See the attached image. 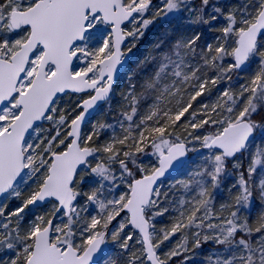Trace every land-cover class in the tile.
<instances>
[{
  "label": "snow or ice",
  "instance_id": "obj_1",
  "mask_svg": "<svg viewBox=\"0 0 264 264\" xmlns=\"http://www.w3.org/2000/svg\"><path fill=\"white\" fill-rule=\"evenodd\" d=\"M151 4L0 0V264H170L178 256L183 257L179 264H188L207 243L213 248L202 257L204 264H264V211L253 224L245 215L254 193L264 207V145L255 142L264 123L253 119L264 107V0H241L227 12L220 0H200L198 6L193 0H162L146 16ZM181 12L187 23L219 35L203 45L199 31L170 42L159 38L126 71L121 119L93 121L84 131L90 110L102 102L110 105L118 71L127 69L132 59L127 54L147 28ZM218 20L224 23L216 27ZM254 59L255 73L233 91V75L243 79ZM74 61L81 66L74 68ZM210 71L216 74L209 76ZM220 83L226 87L214 103L193 109ZM67 91L90 93L70 121L57 110ZM149 98L154 102L139 114ZM173 99L175 110L163 106ZM185 114L190 117L181 126L185 129L220 127L204 135L189 131L190 139L182 140L167 129ZM118 130L124 135L117 136ZM194 141L209 150L203 162L162 192V178L184 163L189 151L199 150ZM142 155L155 157V163ZM229 177H235L228 188L231 200L214 211V193L224 190ZM22 195L21 204L9 210L8 201ZM45 202L48 209L25 223V210ZM169 212L176 213L171 226L157 231L153 221ZM177 232L180 242L158 254ZM108 244L114 249H106Z\"/></svg>",
  "mask_w": 264,
  "mask_h": 264
},
{
  "label": "trees",
  "instance_id": "obj_2",
  "mask_svg": "<svg viewBox=\"0 0 264 264\" xmlns=\"http://www.w3.org/2000/svg\"><path fill=\"white\" fill-rule=\"evenodd\" d=\"M193 1H194V5H196V6L199 5L200 0H193ZM222 4L223 3L220 2V5H222ZM238 4H241V2L237 1V2L233 3V5H238ZM160 5H161L160 4V0H152V4L150 6V10L146 14V16H151L152 9L161 7ZM224 9H225V12H227L228 7L224 8ZM168 22H169V19H165V18L164 19H156V21L147 28V30L145 31L144 36L137 42L136 47L133 48L132 52L134 54H137V52H139L141 50L139 55L143 58V56L150 51L151 45H153L159 38H162L161 37L162 36L161 31H163L165 29V25ZM223 22L224 21H222L221 24H223ZM216 27H219L217 23H216ZM170 34L172 35V38L169 39V40H175V38H177V35L179 34V32L178 33L170 32ZM217 34H219V33H217ZM211 35H216V32H208L207 35L205 37H203V38H205V40L207 41L209 39V36H211ZM226 61H225V63H226ZM149 66L150 67L146 70L148 72H150L152 70V66L151 65H149ZM256 69H257V64L256 65H252V67H250L244 73V78L243 79L237 78L236 75H233V78L238 80L239 86H240L241 84L245 83V80L248 77L252 76L255 73ZM215 74H216L215 72H211V71L208 73L209 76H214ZM137 80H140V77H138ZM223 86H225V83H220L218 85V87H217L219 91H214L215 87H213L210 94L206 93L205 96L198 98V100L193 103V109H196L198 107V105L201 104V103H209V104L214 103L216 101V98H217L218 94L222 91L221 87H223ZM239 86L235 85L234 87H232V89L233 90H237V88H239ZM116 96H117V94H116ZM116 96L114 97V99L116 98ZM69 97H71V95H69L68 98ZM172 101L175 102L174 99ZM78 104L79 103H76V105H75L74 102H72V103L68 102V105L63 108V112H64V114L66 115V117H67V119L69 121L81 111L80 108L76 107ZM191 111H192V109L189 110V112H191ZM69 113H71V115H69ZM113 118H118L117 120H119V119H121V116L119 114H117V113H114V114L110 113V114L104 115L103 119H101L99 121V123L107 124V122L108 121L109 122L112 121ZM200 118L201 117L198 115L196 119L199 120ZM189 119H190L189 115L185 114V116L182 117L180 122H178L175 125H169L167 131L168 132H172L174 136H176V135L180 136V138L182 140H187V139H190V137H188V132L189 131L192 132L193 136L202 135L203 132L205 131L204 128L209 126V125H204L202 128H200L202 130H200V129L192 130L191 128L185 129V128L181 127ZM253 119L258 121V122L264 123V107H260L259 108L258 113H256L253 116ZM44 126H45V128H47L48 127V123H45ZM89 126L90 125H87L85 127L84 131H88L89 130ZM106 132H102V134L100 136V141H104L108 137L109 134H106ZM133 133H136V132H133ZM122 135H124L123 131L118 130L117 131V136H122ZM100 141H98V143ZM193 144H195L196 148L199 149V150L191 151L190 160L185 165L184 169L193 168V166L197 163L196 159H195V156H196L198 151H204V152L207 151V149H201L200 148V145H199L198 141H194ZM193 144H189L188 145L189 148L193 147ZM143 156L144 155H142V157ZM230 165H231V162H229L228 167H230ZM139 175L140 174L138 173L137 176H139ZM233 182H228L226 185H224L222 187L224 190L222 192L220 191L217 194V196L215 197L216 199H215V204H214V211L219 208L220 204L228 202L229 200H231V196H230V194L228 192V188L230 187V185ZM82 187H87V185H82ZM21 191H22V193H24L26 195L27 191H28L27 186L26 185H22ZM235 191H236V189H232L233 193H235ZM256 195L257 194H255V196ZM23 198H24V196L22 195L20 199H11V200H9L8 201L9 210L18 207L21 204ZM3 199L4 198H2L1 200H3ZM48 207H49L48 204L43 206V207H41V208H39V209H33L30 206V209H26L25 210L27 215L25 216V221L24 222L27 223L29 220H31L32 216L34 214H42L43 212H45L48 209ZM260 211H262V209L261 210L257 209L255 211V213L253 214V217H251V219H249L250 224L254 223V221H255L257 215L260 213ZM198 215H199V213H198ZM124 216H126V215L121 213V217H124ZM175 216H176L175 212H169V213H166L164 216L156 218L153 221V223L156 225L157 231L159 229H161L162 227H164V228L170 227L172 222H173V220H174V218H175ZM121 217H117L116 220H114L112 222V224L109 226V230L110 231L117 225V222L121 219ZM130 230H131L130 226L128 228H125V232H128ZM181 236H182V233L181 232H177V234H176V236H175V238L173 240L170 239V240L165 241L163 244H161L160 248L157 250L158 254L162 255L163 253L169 251L171 248L175 247L176 244L180 242ZM136 238L137 239L139 238L138 234H134V240ZM129 243H130V245L132 246L133 249H140L141 248V245L139 243H134L135 247L133 245V242H129ZM204 250H205L204 252L199 253V256H198V258H196L195 262L191 261L188 264H204V261H203L202 257H204V256H206L208 254V250H206V249H204ZM182 259H183V257L174 258V259H172V261H170V264H176L177 262H180V260H182ZM137 264H139V262H137ZM145 264H149V263L147 261H145Z\"/></svg>",
  "mask_w": 264,
  "mask_h": 264
},
{
  "label": "rangeland",
  "instance_id": "obj_3",
  "mask_svg": "<svg viewBox=\"0 0 264 264\" xmlns=\"http://www.w3.org/2000/svg\"><path fill=\"white\" fill-rule=\"evenodd\" d=\"M237 1L241 2V0H223V1H220V2L223 3L221 6H224V8H226V7H228L229 5H233V3L237 2ZM193 2H194V1H193ZM160 4H161L160 6H162V0H160ZM238 5H239V4H238ZM224 11H225V9H224ZM165 19H169V22L165 25V29H164L163 31H161V34H162L161 37L163 38V37L167 36V41H169V42H170V41H173V40H169V39L172 38V35L170 34V32H172V33H178V32H179V34L177 35V37H178L181 33H193V32H197V31L202 32L203 35H202L201 41L198 42V43H200L201 45L210 42V41L214 38V36L219 35V34H217V33H216V35H211V36H209V39L206 41L205 38H203V37H205V36L207 35V33L209 32L208 29H207V27H206V26H203V25H194V24H189V23H187V17H186V15H185L184 12H181V13H179L178 15H174V16H171V17H169V18H165ZM222 21H223V20H218V21L215 22V24L217 23L218 26H221V25H223V24H221ZM223 23H224V22H223ZM126 27H127V26H126ZM175 39H176V38H175ZM130 40H131V37H128V42H127V44L129 43ZM140 51H141V50H140ZM140 51L137 52V54H134L133 52L127 54L128 56L132 57V59H131V61H129V65H128L127 69H125L123 75L121 76V78L119 79L117 85L115 86V88H114V90H113V95H112V98H111V103H110V105H109V104L106 102V103H105V104H104V105H103V106L97 111V113L95 114V116H94V117L91 119V121L87 124V125H90V126H89V130L92 128V122L95 121V122H98V123H99V121H100L101 119H103L104 115H107V114H110V113H112V114L117 113V114L120 115V112H121V110H122V109H121V105H122V103H123V101H122V97H121V93H122L123 91H126V90L128 89V83L126 82V79H125L126 71H127L128 69L134 68L135 65H136V63L139 62V60L142 58V57L139 55ZM133 62H134V63H133ZM229 62H231V61H230V60H229V61H228V60L226 61V63H229ZM256 64H258V60H255V59H254V60L250 61L249 65H248V69H249L250 67H252V65H256ZM79 66H81V65H77V63L74 64V68L79 67ZM149 67H150V66H149ZM149 67H148V68H149ZM138 77H139V76H137L136 79H138ZM235 85L239 86V82H238L237 79H234V78H233V79H232V87H234ZM217 87H218V86H217ZM217 87H215V90H214V91H219ZM225 87H226V84H225V86L221 87L222 90H223ZM237 89H238V88H237ZM233 91H235V90H233ZM116 94H117V96H116ZM69 95H71V97L68 98ZM115 96H116V98L114 99ZM86 97H88V95L66 94V95L60 97V99H59V101H58L57 110H58V111L63 110V108L66 107V106L68 105V102H70V103L74 102L75 105H76V103H81L82 99H85ZM153 102H154V98H149V99H147V100L142 101V103H141V105H140V113H139V114H143V112L145 111V109L147 108V106H148L149 104L153 103ZM163 106L172 107L173 110H175V106H176V105H175V102H174V101H172L171 103H169L167 100H164V101H163ZM258 110H259V109H258ZM256 113H258V111H257ZM256 113H255V114H256ZM255 114H254V115H255ZM196 118H197V117H196ZM117 119H118V118H113L112 121H110V122H109V121H108V122L106 121V122H107V124H116L117 121L120 120V119H119V120H117ZM219 127H220L219 125H216V126H214V127H210V126L205 127V128H204L205 131L203 132L202 135L212 133L213 130H214V128L218 130ZM199 129H200V128H199ZM200 130H202V129H200ZM110 131H111V130H108L107 132H106V131H105V132H106V134H109ZM137 131H138L137 129H133V132H137ZM255 142H259V143H261L262 145H264V133H261V132L258 130V131L256 132ZM150 151H151L150 148H146V152H150ZM208 151H209V150H207V151H205V152H204V151H198L197 154H196V156H195L196 162H197V163H202L203 161H202L201 158H202L204 155H206V154L208 153ZM142 159H143L144 161H150V162H152V163H155V157H152V156L144 155V156L142 157ZM197 163H196V164H197ZM243 163H244L245 166H246L247 163H248V160L245 159V160L243 161ZM194 166H195V165H194ZM194 166H193V167H194ZM229 168H231V165H230ZM190 169H192V168H189V169H184V168H183L181 171H179L178 173H176L175 175H173L171 178H169L168 180L164 181V182H163V187L161 188V191L163 192V191L167 190L168 187H169V184H170L172 181H174V180H176V179H178V178H179V179L186 178L188 172L190 171ZM241 170H243V169H241ZM258 171H259V170H258ZM233 181H235V177H229V178L225 179V180H224V183H223V185H222V187H223L224 185H226L228 182H233ZM233 183H234V182H233ZM122 187H123V186H122ZM123 190H124V191H127V188H123ZM219 192H220V190H217V192L214 193L215 197L217 196V194H218ZM170 195H171V193H170ZM257 209H258V210H261V209H262V211H264V207H262L260 201L257 199V195L255 196V194H254V196H253V200H252V205H251V213H250V214L245 213V215H247L248 221H249V219H251V217H253V214L255 213V211H256ZM260 212H261V211H260ZM249 224H250V222H249ZM175 236H176V235L172 236L170 239L173 240V239L175 238ZM170 239H169V240H170ZM253 239L255 240V236L253 237ZM135 240H137V238H136ZM135 240H134V241H135ZM133 245H134V247H135V244H134V243H133ZM212 248H213L212 243H207V244H204L200 249H197L196 252H197V253H202V252L205 251L204 249L208 250V252H209V250H211ZM110 249H114V246H113L112 244H110ZM186 255H187V254H186ZM178 257H179V256H178ZM178 257H174V258H178ZM174 258H173V259H174ZM179 258H180V257H179ZM197 258H198V257H197ZM195 260H196V259H195ZM195 260H189L188 263L191 262V261L195 262ZM176 264H179V262H177Z\"/></svg>",
  "mask_w": 264,
  "mask_h": 264
},
{
  "label": "water",
  "instance_id": "obj_4",
  "mask_svg": "<svg viewBox=\"0 0 264 264\" xmlns=\"http://www.w3.org/2000/svg\"><path fill=\"white\" fill-rule=\"evenodd\" d=\"M220 1H223V0H220ZM125 27H126V25H125ZM127 42H128V38H126V39L124 40V42H123V44H122V48H123L124 46L127 45ZM75 63H76V62L74 61V64H75ZM74 64H73V66H74ZM128 65H129V62H128ZM128 65H127V66H128ZM124 71H125V69H121V70L118 71L116 81H115V83H114V85H113V89H114V87L116 86V84H117L118 80L120 79V77L122 76V74L124 73ZM68 93H69V94H75V95H88V94H90L89 92L74 93V92H71V91H67V92H65V93H63V94H60V97L66 95V94H68ZM87 98H88V97H87ZM85 99H86V98H85ZM105 103H106V102L99 103V104L97 105L96 108L90 110L89 114L86 115V117H85V122H84L83 130H84L85 126L90 122V120L94 117V115L97 113V111L99 110V108L102 107ZM81 111H83V109H81ZM189 156H190V154H189V152H188V153H187V156L184 158V163L181 164L180 162H177V165L174 166L175 171H170L169 173H167V174L165 175V177L162 178V181L168 180V179H169L170 177H172L175 173L179 172V171L184 167V165L187 163V161L189 160ZM157 183L159 184V183H161V181H158ZM2 198H3V197H0V200H1ZM47 204H48V203L45 202L44 205L31 206V207L34 208V209H38V208H41V207H43V206H45V205H47ZM124 214H126V213H124ZM53 222L55 223V221H53ZM105 247H106V249H110L109 244L106 245Z\"/></svg>",
  "mask_w": 264,
  "mask_h": 264
}]
</instances>
